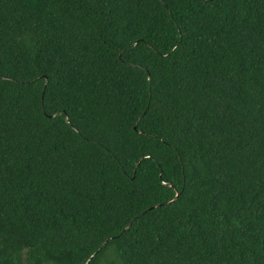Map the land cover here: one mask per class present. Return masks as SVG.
I'll return each instance as SVG.
<instances>
[{
	"label": "trees",
	"instance_id": "trees-1",
	"mask_svg": "<svg viewBox=\"0 0 264 264\" xmlns=\"http://www.w3.org/2000/svg\"><path fill=\"white\" fill-rule=\"evenodd\" d=\"M0 264H264V0H0Z\"/></svg>",
	"mask_w": 264,
	"mask_h": 264
},
{
	"label": "water",
	"instance_id": "water-1",
	"mask_svg": "<svg viewBox=\"0 0 264 264\" xmlns=\"http://www.w3.org/2000/svg\"><path fill=\"white\" fill-rule=\"evenodd\" d=\"M131 225V224H130Z\"/></svg>",
	"mask_w": 264,
	"mask_h": 264
}]
</instances>
